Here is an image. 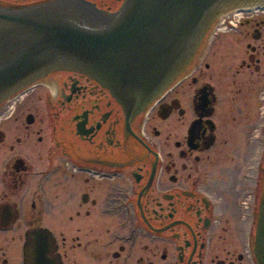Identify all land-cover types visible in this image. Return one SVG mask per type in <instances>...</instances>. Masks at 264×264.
Listing matches in <instances>:
<instances>
[{
  "label": "flooded vegetation",
  "instance_id": "obj_1",
  "mask_svg": "<svg viewBox=\"0 0 264 264\" xmlns=\"http://www.w3.org/2000/svg\"><path fill=\"white\" fill-rule=\"evenodd\" d=\"M208 18L149 93L54 67L0 101V264H259L264 2Z\"/></svg>",
  "mask_w": 264,
  "mask_h": 264
},
{
  "label": "water",
  "instance_id": "obj_2",
  "mask_svg": "<svg viewBox=\"0 0 264 264\" xmlns=\"http://www.w3.org/2000/svg\"><path fill=\"white\" fill-rule=\"evenodd\" d=\"M253 1L261 0H127L120 12L102 14L62 0L0 12V101L54 67L84 70L118 91L149 93L190 56L210 15ZM257 255L264 264V211Z\"/></svg>",
  "mask_w": 264,
  "mask_h": 264
},
{
  "label": "snow or ice",
  "instance_id": "obj_3",
  "mask_svg": "<svg viewBox=\"0 0 264 264\" xmlns=\"http://www.w3.org/2000/svg\"><path fill=\"white\" fill-rule=\"evenodd\" d=\"M36 244V248L38 251H41L44 249L45 245H46V240L42 235H38L37 239L35 241Z\"/></svg>",
  "mask_w": 264,
  "mask_h": 264
}]
</instances>
